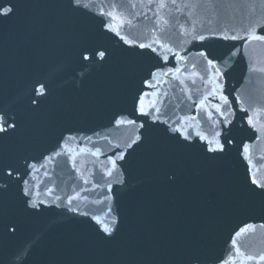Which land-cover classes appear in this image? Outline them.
Wrapping results in <instances>:
<instances>
[{"label":"water","instance_id":"obj_1","mask_svg":"<svg viewBox=\"0 0 264 264\" xmlns=\"http://www.w3.org/2000/svg\"><path fill=\"white\" fill-rule=\"evenodd\" d=\"M14 2L15 15L0 18V114L16 126L0 132V165H11L21 179L0 191V264H186L191 249L204 264H264L258 259L264 255V196L253 193L239 152L248 141L245 155L256 179L264 180V72L251 70L264 68V42L251 41L230 57L241 42L219 38L264 25V4L177 0V12L170 3L159 10L148 0H131L135 8L129 0H85L89 8L79 10L69 0ZM113 3L115 21L99 14ZM120 16L131 20L121 35L136 43L158 37L172 49L163 53L168 60L158 45L157 52L140 49L109 31L106 25L119 27ZM193 33L206 39L193 40ZM85 49L106 50V58L85 61ZM201 51L217 62L218 80ZM158 68L180 72L157 73L153 80L150 72ZM38 81L48 86L43 96ZM144 93L150 94L144 112L156 101L158 120L154 111L139 114ZM201 100L204 106L196 107ZM216 105L232 121L228 135L236 144L209 159L213 154L195 133L211 136L223 127L213 125L224 119ZM247 116L258 132L247 126ZM69 196H76L71 204ZM94 216L110 225L117 218L114 240L101 239ZM246 225L252 227L236 240L241 252L257 258L252 261L235 255L231 243Z\"/></svg>","mask_w":264,"mask_h":264},{"label":"snow or ice","instance_id":"obj_2","mask_svg":"<svg viewBox=\"0 0 264 264\" xmlns=\"http://www.w3.org/2000/svg\"><path fill=\"white\" fill-rule=\"evenodd\" d=\"M129 2L131 3V0H129ZM255 2L264 4V0H255ZM69 3L76 10H79L82 8L83 9L89 8V5H88V3H85V0H69ZM148 3L150 5L155 4L159 10H163V9L167 8L169 3L175 8V10L177 12H180V10H181L180 6L177 4V0H148ZM110 7L112 8V10H105L102 8L99 14L101 16H106L111 21H115L118 18L116 15H114V12L116 10L115 3L111 4ZM131 7L135 8L136 4L131 3ZM184 7H188V4L185 3ZM16 8H17V6H16V3L14 2V0H0V18L7 19V18H10L12 15H15ZM155 15L157 16L158 19L160 18L159 12H156ZM119 18H120V26L119 27H116L113 24L106 25V27L108 28L109 31L114 32L115 35L118 36L121 40H123L125 44H128L130 46H135V47H138L140 49H146V50H151L152 52H157V47H154V45H158V47L162 50V52L160 53L161 58L165 61L168 60V56L164 55L163 53L164 52L172 53V49L170 47H168L167 45L160 43L158 37L152 39L151 43H136L135 41L129 40L125 36L121 35L120 28L124 27L126 23L128 25H130L131 20L129 19V20L125 21L123 16H120ZM164 23L167 24L168 20L164 19ZM181 27H183V25H181ZM258 28L264 30V25H260V24L251 25L244 32L243 35H241L239 32L232 34V35H221L219 38H221L223 40H232V41H240L241 42L239 44V46H236V45L233 46V49L230 51L229 56L235 57L238 54H241L243 52V49L246 48L247 45L249 44V42H251V41L264 42V34H258V32H257ZM151 31L155 32L156 29L154 28ZM192 39L204 41L206 39V37L203 35H196L193 33ZM174 55H176V54H174ZM198 55L201 57H204V59L207 62L208 67L215 73V78H216V80H218L219 76L221 74L220 68L217 67V62L213 58H209L211 56V53L201 51L198 53ZM81 56H82V59L85 61H91V60L95 59L96 57H99L101 60H104L106 58V50L99 51L96 49H92V50L85 49V51L81 53ZM177 58L179 60L184 59V57L178 56V55H177ZM251 70L264 72V68L257 69L254 65L252 66ZM173 72L179 73L180 69L179 68H175V69L169 68V69H167V71H163L162 69L158 68L155 72H150V77L153 80H156L157 79V73H160V75H162V76H169L170 74H173ZM157 82L159 83V81H157ZM37 83L40 84L39 93L41 96H43L45 93V90L48 86H47V84L39 82V81ZM145 83L149 87H154V85H152L148 81H145ZM181 83H183V81H181ZM193 83H194V81H193ZM215 92H216V90H214L210 94L215 95ZM149 95L150 94H148V93H144L141 95V97L137 101L138 112L141 115H149V114H151L152 111H154L157 115L154 116L153 119L158 120L159 115L161 113H160V108L155 106L156 101H153L149 113L144 112V98L146 96H149ZM165 99H166V94H165ZM220 99L224 105H229L228 97L221 95ZM159 102L162 105L165 103L164 100H160ZM236 102H237V104L239 103V97H236ZM34 103H35V101H34ZM194 103H196V102H194ZM204 103H205V101L201 100L198 103H196V107H203ZM215 111L217 113H219L221 116H223L224 119L222 121H215L214 120L213 125L215 126L218 123H222L223 127L220 128L219 130L213 131L211 136L203 134L201 132L195 133V135L201 141L204 142V146L206 147L207 152L213 154L211 157H208L209 159H216V158H219L220 156L226 155L228 148L231 146H234L236 144L235 139L228 135V131H229L228 126L232 124V121L230 119H228L227 116H225L224 112L221 110L220 105L215 106ZM241 111L247 112L248 110L241 108ZM207 115H208L209 119H212L211 112H208ZM228 115H233V113L230 112ZM184 119L195 120V116L190 117V118H184ZM164 122L167 123V121H164ZM117 123L118 124L127 123V124L134 125L136 123V121L135 120H127V121L120 120ZM246 123H247V126L252 129L253 133L258 132V129L256 128V125L254 123V117L247 116ZM15 126H16L15 122L11 120V118L8 116L7 113L0 114V132L7 133L10 128H14ZM141 127H143V125H141ZM174 130L177 132L183 131L182 128H176ZM190 138H191V134L183 136L184 140H190ZM254 138L258 139L259 137L255 136ZM140 139H141V137L137 136L136 139L132 141V143L135 144ZM128 147H131V144L128 145ZM80 150L83 151V149H80ZM98 151H99V149H97V152ZM239 152H240V155L244 158V160L246 162L250 183L253 186L252 187L253 193L260 195V196H264V180H257L256 179V176L253 173V160L250 158V156L245 155L246 153H249L248 141L241 142ZM62 154L63 153L60 151H57L55 153L56 156H60ZM93 154L95 155V153H93ZM45 159L51 161L53 159V157L48 156V157H45ZM116 159H121V160L124 159L123 153L118 154ZM262 159H264V158H262ZM110 163L113 166V170H115V168L117 167L116 160L112 159V160H110ZM29 167H32V166L29 165ZM73 167H75V162L73 163ZM257 167H259V164H257ZM40 168H45V176H47L48 172L46 170V166L41 164ZM40 168H35L34 170L38 172L40 170ZM107 174L109 176H111L112 171H109ZM14 179L20 180L21 179L20 173L18 171H15L11 165H0V191L6 190L8 188V186L10 185V183ZM23 183L25 185H27L29 183V181L23 180ZM84 183H88V181L85 180ZM109 190H111V189L109 188ZM23 191H24L25 195H28L29 189L27 187H25L23 189ZM48 192H52V189L49 188ZM77 196H79V193H77ZM57 199H60V197H57ZM74 199H76V196H69L68 197L69 204H71ZM85 199H86V197H85ZM32 206L35 207V204H33ZM111 211L112 210L110 208L108 210V212L111 213ZM93 219L97 222V224H101V232L103 233V235L101 236V239L103 241L111 242L112 240L115 239V233H116L117 229H115L113 226H111V225H115L118 222L117 218L115 216L112 217L111 225L108 223H104L103 221L100 220L99 217L94 216ZM251 227H252L251 225H246L244 228H241L239 231H237L235 233V235L231 241L232 245L234 246L235 255L242 256L244 259L249 260V261L255 260L257 258L252 256V255H245L243 252H241L240 247L237 246L236 237H239L241 235V233L247 231ZM186 256H187L186 264H204L203 255L196 249L189 250L187 252ZM258 259L261 261H264V255L259 256ZM220 264H225V262L221 261Z\"/></svg>","mask_w":264,"mask_h":264}]
</instances>
